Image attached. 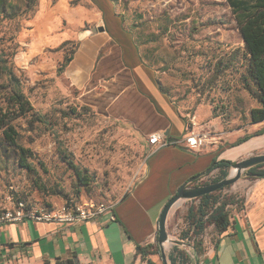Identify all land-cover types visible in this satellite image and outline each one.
Here are the masks:
<instances>
[{"label":"rangeland","instance_id":"obj_1","mask_svg":"<svg viewBox=\"0 0 264 264\" xmlns=\"http://www.w3.org/2000/svg\"><path fill=\"white\" fill-rule=\"evenodd\" d=\"M114 1L141 43L146 61L184 114L204 104L224 120L239 125L250 121L251 110L260 105L247 89H255L248 78L249 61L227 0ZM85 2L36 0L32 8L30 0H0V10L5 5L7 13L18 15L15 19L0 15V54L12 64L34 108L33 117L14 124L20 144L34 155L30 161L39 174L36 177L19 166L18 154L0 133V211L19 202L33 208L115 204L142 177L150 153L146 138L119 116L116 105L99 111L89 102V94L58 71L65 56L82 42L79 33L95 27L89 24L77 30L65 16L66 4L73 9ZM65 31L74 33L75 39L61 46L49 43L31 54V44L39 39L41 44L53 41ZM1 81H7L6 74ZM76 168L89 176L88 187L80 185ZM247 173L217 194L236 201L231 190L249 178ZM213 176L203 183H211L221 173ZM39 184L45 191L37 188ZM167 229L171 237L180 238L173 227ZM207 234L212 236L209 230Z\"/></svg>","mask_w":264,"mask_h":264},{"label":"crops","instance_id":"obj_2","mask_svg":"<svg viewBox=\"0 0 264 264\" xmlns=\"http://www.w3.org/2000/svg\"><path fill=\"white\" fill-rule=\"evenodd\" d=\"M85 1L73 9L66 4L65 16L77 30L93 24L104 27L105 32L79 43L65 75L73 86L90 95L89 102L99 111L107 112L116 105L119 116L130 120L146 138L150 153L133 190L96 219L74 225L29 219L0 225V264H57L70 259L78 264H148L149 260L163 264L160 252L146 259L139 252L141 247L158 246L159 220L167 200L192 178L207 171L208 176L221 172L220 168L212 170L217 163H237L264 154V121L239 125L216 116L204 104L184 114L171 95L161 90L158 72L146 61L115 1ZM51 39L31 44V54L49 43L61 46L75 37L65 31ZM191 116L200 130L211 135L201 152L181 144L152 150L149 137L155 133H163L171 142L182 141L189 134ZM200 184L201 180L196 185ZM231 191L240 200V208L232 206L231 224L225 233L217 234L209 226L213 238L205 236L199 264H264V177L248 178ZM193 204L198 205L199 200L184 203L170 215L168 228L176 230V237L187 230L186 216ZM176 239L194 246L192 239ZM190 261L192 264L191 257Z\"/></svg>","mask_w":264,"mask_h":264},{"label":"trees","instance_id":"obj_3","mask_svg":"<svg viewBox=\"0 0 264 264\" xmlns=\"http://www.w3.org/2000/svg\"><path fill=\"white\" fill-rule=\"evenodd\" d=\"M30 2L31 4L29 6L33 8L36 0H30ZM227 2L235 16L240 35L244 42L245 53L249 61L248 78L255 89L253 90L250 87L247 89L260 105L251 110L249 122L253 124L260 123L264 121V0H227ZM6 8L3 5L0 10V15H2L3 19H15L18 17L13 12L7 13ZM122 20L125 22L124 18ZM139 44L141 45L140 42ZM76 49L77 47H75L70 55L65 56L64 62L58 70L59 74H62L73 60ZM8 63L9 61L4 58L3 54H0V133L4 137L5 143L15 149L18 154L19 166L27 170L28 173L39 177L36 167L30 161L34 158V155L30 150L20 144V134L14 124L16 121L27 118L28 116L33 117L34 108L23 92L21 82L13 72L12 64L9 66ZM5 74L7 81L2 82L1 79ZM248 85L246 84V87ZM160 88L163 92H167L162 84H160ZM234 164L225 161L215 164L212 170L220 168L221 176L212 181V183L227 177L229 170ZM76 173L81 186L88 187L91 184L89 176L83 174L78 168H76ZM247 176L253 179L264 177V164L251 168ZM42 187L40 184L37 186L39 190L45 191V188ZM52 194L57 193L53 192ZM240 203L238 199L235 201L231 200V198L220 197L217 192L199 198V204H193L188 210L186 220L189 226L187 230L180 233V238L192 239L196 252L200 256L205 251L204 238L207 235L209 226H214L217 234L225 233L231 224L232 206L234 208H240ZM211 238L213 237L211 236ZM159 252L158 246L149 245L141 247L139 253L146 259L148 255L158 254ZM168 258L170 264H191L190 257L178 247L173 249ZM57 264L78 263L76 260L70 259L64 262H57ZM148 264L155 263L149 260Z\"/></svg>","mask_w":264,"mask_h":264},{"label":"built area","instance_id":"obj_4","mask_svg":"<svg viewBox=\"0 0 264 264\" xmlns=\"http://www.w3.org/2000/svg\"><path fill=\"white\" fill-rule=\"evenodd\" d=\"M210 138L211 135L206 131L200 130L199 122L194 116H191L189 134L182 141L171 142L163 133H155L149 137V144L152 150L166 147L170 144H181L194 152H201L209 144ZM213 175H209L205 180L214 179ZM113 208L114 204L105 203H73L71 205L33 208L26 206L24 202H19L12 209L6 208L0 211V225L22 222L28 219L37 222L74 225L96 219L105 212L113 210ZM242 211L244 213L243 209ZM112 220H115V218L112 217Z\"/></svg>","mask_w":264,"mask_h":264},{"label":"water","instance_id":"obj_5","mask_svg":"<svg viewBox=\"0 0 264 264\" xmlns=\"http://www.w3.org/2000/svg\"><path fill=\"white\" fill-rule=\"evenodd\" d=\"M101 32H105V28L102 26H95L93 28L86 29L79 33V40L82 41ZM261 164H264V154L255 155L235 163L232 166V172L228 174L227 177L218 182L203 184L202 181L210 173V171H207L192 178L178 190L176 195L173 196L164 207L159 220L158 247L164 264H169L168 251L171 247L174 246L180 247L181 250H183L187 255L190 254V257L192 258V264H199L198 254L193 245L178 240L169 235L167 228L170 215L184 203L194 201L207 194L218 192L225 187L235 184L243 177L245 171L248 172L251 168ZM234 170H236L235 174L233 173ZM200 180L201 184L195 185Z\"/></svg>","mask_w":264,"mask_h":264},{"label":"bare ground","instance_id":"obj_6","mask_svg":"<svg viewBox=\"0 0 264 264\" xmlns=\"http://www.w3.org/2000/svg\"><path fill=\"white\" fill-rule=\"evenodd\" d=\"M233 173L235 174L236 173V170H234Z\"/></svg>","mask_w":264,"mask_h":264}]
</instances>
